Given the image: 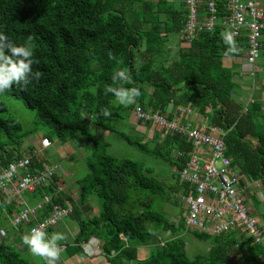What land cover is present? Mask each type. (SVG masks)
<instances>
[{
  "label": "trees",
  "instance_id": "obj_1",
  "mask_svg": "<svg viewBox=\"0 0 264 264\" xmlns=\"http://www.w3.org/2000/svg\"><path fill=\"white\" fill-rule=\"evenodd\" d=\"M181 5L177 8L174 0H0V32L16 44L31 37L34 59L39 61L32 66L33 72L41 73L26 91L13 85L0 93V171L26 157L30 163L27 170L19 169L22 174L57 164L41 154L44 146L24 145L39 130L44 131L42 145L44 140H58L59 147H66L78 135L93 142L88 171L77 179L75 190L68 189L65 174L56 171L49 182L28 192L35 202L45 195L53 198L38 212L40 219L52 216L55 204L72 206L48 230L53 233L66 219L75 222L78 231L73 240L60 241L66 257L98 240L100 253L110 264H264V209H254L264 203L263 102L257 95L248 102L237 100V66L226 62L243 58L247 42L240 38L236 50L229 51L219 27L201 32L189 46L181 44V37L172 42L171 37L182 35L185 25L188 11L184 1ZM117 68L130 73L132 83L124 86L141 92L128 107L113 103L114 96L104 91L118 83L112 80ZM6 96L19 97L37 109L38 120L31 130L23 132L19 120L2 116L7 110ZM136 105L162 113L171 105L189 106L207 117L209 126L226 130V155L246 180L263 189L262 197L255 190L248 200L250 213L262 229L261 241L242 230L210 233L186 227L187 209L181 197L187 187L179 169L190 158L193 142L185 133L156 129L154 147L149 148L143 133L133 137L119 127L123 110L131 112ZM102 108H108L111 115L101 116ZM172 114L169 118H174ZM125 124L134 128L128 121ZM146 124L151 127V122ZM110 134L169 162L175 167V181L156 177L142 161L110 153ZM91 196L97 198L95 212ZM165 204L179 210L168 211ZM19 209L17 203L6 209L0 206V264L36 263L24 254L30 252L22 244V236L36 221L13 224ZM7 223L17 229L15 243L9 241ZM186 232L208 248L189 253ZM145 247L149 249L146 254ZM63 260L62 254L59 264Z\"/></svg>",
  "mask_w": 264,
  "mask_h": 264
},
{
  "label": "built area",
  "instance_id": "obj_2",
  "mask_svg": "<svg viewBox=\"0 0 264 264\" xmlns=\"http://www.w3.org/2000/svg\"><path fill=\"white\" fill-rule=\"evenodd\" d=\"M184 2L188 12L181 44L189 46L201 32L219 27L222 34L230 33L233 36L235 44L239 43L240 38L247 42L244 65L248 67L246 72L256 74L264 45V0ZM175 110L178 119L169 118V114L173 113L172 108L162 113L146 111L141 105H136L134 114L138 121L145 124L151 122L157 129L185 133L193 142L190 158L179 169L180 178L187 187L181 197L187 209L184 215L186 226L210 233L242 230L253 235L254 241H261L262 229L257 217L250 213L251 204L248 203L249 193L255 191L256 185L246 180L238 166L226 155V130L216 125L192 126L180 122L178 120L188 116L192 109L179 105ZM44 141L49 143L48 140ZM178 153L182 154L180 151ZM29 163L30 158L26 157L0 171V206L6 209L10 204L17 203L20 209L13 218V224H27L35 220L32 228L40 227L48 233L51 226L71 212L72 206L55 204L53 215L40 219L38 212L53 199L52 196L45 195L41 201L30 204L25 193L33 192L43 182H49L60 166L55 164L35 173L27 171L22 174L19 169L27 170ZM1 233L4 234L3 231Z\"/></svg>",
  "mask_w": 264,
  "mask_h": 264
},
{
  "label": "rangeland",
  "instance_id": "obj_3",
  "mask_svg": "<svg viewBox=\"0 0 264 264\" xmlns=\"http://www.w3.org/2000/svg\"><path fill=\"white\" fill-rule=\"evenodd\" d=\"M175 6L177 8H181V2L183 0H174ZM186 6V5H185ZM181 34L173 35L171 38L173 41L180 39ZM174 47V46H172ZM175 50V49H174ZM261 64L262 69L260 71H256V74H252V71L244 72L245 76H235V79L241 83L240 86L237 88L236 93L234 96L237 98V100H244L245 102H248L254 93L252 91L245 90L244 88H241V85H246V87L250 88L253 87V83L255 81L256 87L260 84L262 75H264V46L261 49V54L259 58L258 65ZM247 68V66H246ZM239 85V84H238ZM256 96V95H255ZM4 101L7 106V110L2 114L4 117H15L17 120L20 121V123L23 126V132H26L28 130H31L36 123V120H38V111L36 108L29 107L21 98L16 96H6L4 97ZM197 113V111H195ZM124 114V118H122L119 123V127L126 130L128 134H130L133 137H137L138 135L141 136L140 132L144 134L143 141L147 142V146L149 148L154 147V141H153V133H155L154 129L148 130L147 124H145L142 121H138V119L135 117L134 110L131 112H127L126 110H123L122 112ZM193 116L194 112L189 114V116ZM206 119V118H205ZM126 121L130 122V125L134 126V128L130 127L129 125H126ZM207 122V120H205ZM156 130V129H155ZM43 130H39L36 133L31 134L26 138L25 144L31 143L34 145H37L38 147L44 146L45 148L43 151H40L43 156H45L50 161H57V164L60 166L58 169L59 173H66L64 171L65 169L70 171L71 176H67L66 185L68 189L75 190L77 188V179L83 177L87 171V157L90 154V152L93 149V142L89 139L88 136L85 135H78L76 140H70L67 144H65L66 147H63V149H58V146L60 144L58 140H55L53 143H48L46 141H43V145L39 144V141L43 137ZM112 146L110 147V153L115 154L119 157H130L139 161H142L146 164L148 169L153 170V174L158 178H164L167 180V182L171 183L175 181V178L173 177V170H175L173 166L169 165V162L159 161L155 159L151 154H147L146 152L143 153L135 146H132L128 144L125 140L119 139L115 135L110 134ZM115 150V151H114ZM24 152V150H23ZM40 154V153H39ZM55 165V164H54ZM257 192V196L261 197L263 195V189L261 188H255ZM182 191V190H181ZM180 191V193H181ZM26 198L28 197L30 199V204H33L35 201L30 197V194L28 192L25 193ZM94 203L97 204V198H93ZM182 207H184V204L181 202ZM98 205V204H97ZM170 204H165L164 209L170 210V211H178L179 208H173L169 207ZM254 206V204H253ZM257 212H261V210L264 209V203H260L258 207L254 208ZM173 219H177L175 215L172 217ZM65 221V220H64ZM5 229L8 232L9 241H15L18 237L17 229L12 228L13 226L10 223L5 224ZM28 230V228H27ZM187 235L188 239V252L189 253H195L196 251H203L204 249L208 248V244L205 242L200 241L197 238H193L192 235L189 233H184ZM192 236V237H191ZM95 240V239H94ZM16 248L19 249V246L17 244ZM90 251L89 255H83L79 256L76 260L77 263L75 264H97L100 260L99 252L100 249H95ZM148 247H145L142 251L144 254H146L148 251ZM24 254L29 258L34 260L35 264H44L43 260H41L38 257H34L28 252H24ZM91 254V255H90ZM97 256V257H96ZM81 257L86 258V260H83ZM99 258V260H98ZM64 262V261H63ZM64 264V263H63Z\"/></svg>",
  "mask_w": 264,
  "mask_h": 264
},
{
  "label": "clouds",
  "instance_id": "obj_4",
  "mask_svg": "<svg viewBox=\"0 0 264 264\" xmlns=\"http://www.w3.org/2000/svg\"><path fill=\"white\" fill-rule=\"evenodd\" d=\"M222 35L224 42L228 45V50L235 51L233 36L230 33ZM33 49L31 37L28 42L16 44L5 33L0 32V93H5L13 85L26 91L32 79L40 78V72H33L32 66L39 63L34 59ZM110 59L116 58L112 56ZM117 63H122V61H117ZM112 80L118 82L116 86H107L104 91L114 96L113 103L124 107L136 103L141 95L139 88L124 86L125 83H132L130 73L117 68L112 75ZM100 115L108 117L111 112L108 108H102ZM64 239L65 236L62 233L49 234L40 227H34L22 236V244L27 247L31 255L43 260L44 264H59L64 251L60 241Z\"/></svg>",
  "mask_w": 264,
  "mask_h": 264
},
{
  "label": "crops",
  "instance_id": "obj_5",
  "mask_svg": "<svg viewBox=\"0 0 264 264\" xmlns=\"http://www.w3.org/2000/svg\"><path fill=\"white\" fill-rule=\"evenodd\" d=\"M184 1V0H183ZM264 46V45H263ZM236 62H235V61ZM234 60H230V61H226L227 63H228V66L229 67H234V66H237V68H235L234 70L236 71V74H235V76L237 75V76H241V77H244L245 76V73L244 72H246V69L248 68H246V66L244 65V63H245V59H244V57L242 58V57H240V58H235ZM234 62L236 63V64H234ZM237 63H240V65L239 64H237ZM262 69V67H261V64H259L258 65V69H257V71H260ZM236 80V79H235ZM237 81V80H236ZM237 83L239 84V86H240V82H239V80L237 81ZM254 87H250V88H248V87H246V85H241V88H244L245 90H248V91H252L253 93H254V96L255 95H257V96H259V99H261V101L263 102V108H264V75H262V79H261V82H260V84L259 85H257L258 87L255 89V87H256V83H255V81H254ZM253 97V96H252ZM251 100V99H250ZM169 108H172V110H173V114L172 113H170V115L172 114V115H174L173 117L174 118H176V119H178V115H176V110H175V108L176 107H172V106H170ZM192 109V108H191ZM175 110V111H174ZM192 112H194V115L193 116H186V117H183V118H185V120H184V122H186V123H190V124H192V125H194V126H202V125H206V126H209V122H208V119H207V117H205V116H201V114H199L198 112L196 113L195 112V110L194 109H192ZM191 112V113H192ZM190 113V114H191ZM182 118V119H183ZM206 118V119H205ZM182 119H180V120H178V121H182ZM205 120H207V122L205 121ZM149 126L147 125V129L148 130H152V128H155V129H157V127H155V126H153L152 124H151V127L150 128H148ZM154 129V131H157V130H155ZM153 136H154V133H153ZM63 148V146L61 145L60 147L58 146V149H62ZM64 171H66V173H65V175L64 176H66V178H67V176L69 175V176H71L70 175V171L69 170H67V169H65ZM68 176V177H69ZM30 197H31V195H30ZM32 198V197H31ZM93 198L94 197H90V203L93 205V208H92V211L93 212H95V211H97V205L94 203V201H93ZM27 200L28 201H30V199L27 197ZM76 226V224H75V222H72L70 219H66L65 221H63L60 225H58L55 229H54V232H58V233H62L64 236H65V239H64V241H66V240H69V241H72L73 240V238H74V236L76 235V233H77V231H78V228L77 227H75ZM93 243V244H92ZM85 253H84V251H81V252H79V254H75L73 257H69V256H67L66 257V254H64V253H62L63 254V261L64 262H62V264L64 263V264H75V263H77L76 262V260H77V258L79 257V256H81V254H83V255H89V253H90V251H92L91 250V248L93 249V250H95V249H100V244H99V242H98V240H95V242H91L90 244H88V243H86L85 245ZM91 255V254H90ZM97 257V256H96ZM99 258H100V260H99V258H98V263L97 264H110L105 258H104V256L102 255V253H100L99 252V256H98ZM83 260H86V258H83V257H81Z\"/></svg>",
  "mask_w": 264,
  "mask_h": 264
},
{
  "label": "bare ground",
  "instance_id": "obj_6",
  "mask_svg": "<svg viewBox=\"0 0 264 264\" xmlns=\"http://www.w3.org/2000/svg\"><path fill=\"white\" fill-rule=\"evenodd\" d=\"M187 227V226H186Z\"/></svg>",
  "mask_w": 264,
  "mask_h": 264
}]
</instances>
